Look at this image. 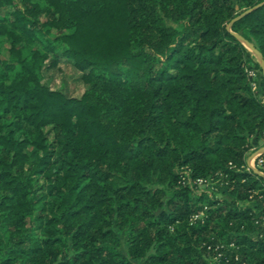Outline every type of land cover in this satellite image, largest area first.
<instances>
[{
    "label": "trees",
    "instance_id": "1",
    "mask_svg": "<svg viewBox=\"0 0 264 264\" xmlns=\"http://www.w3.org/2000/svg\"><path fill=\"white\" fill-rule=\"evenodd\" d=\"M237 35L264 60V0H0V264H264V73ZM221 177L230 198L193 183Z\"/></svg>",
    "mask_w": 264,
    "mask_h": 264
},
{
    "label": "rangeland",
    "instance_id": "2",
    "mask_svg": "<svg viewBox=\"0 0 264 264\" xmlns=\"http://www.w3.org/2000/svg\"><path fill=\"white\" fill-rule=\"evenodd\" d=\"M244 44L246 45L249 52L261 63L258 55L251 49V47L246 43ZM7 47H9V44L4 39L0 46V52L3 53L4 49H6ZM52 60L53 58L50 57L45 63L43 71L44 84L54 90L62 91L69 97L80 98L88 88V85L82 79L83 72L75 67L74 61L71 59L61 58L56 65L53 64ZM261 75L262 73L253 74V87L254 89L259 91L260 97L264 100V91L261 86ZM263 144L264 143H262V145ZM252 151L253 154L250 156L249 154L252 153ZM261 156L264 157V145L259 149H253L248 153L246 159L248 160L249 165L246 160L247 167L250 166L255 170L262 169L263 167L258 164ZM197 186L199 187L200 191L213 192L216 197L230 198L227 182H223L222 177L214 179L208 184H200ZM120 248L125 251V240Z\"/></svg>",
    "mask_w": 264,
    "mask_h": 264
},
{
    "label": "built area",
    "instance_id": "3",
    "mask_svg": "<svg viewBox=\"0 0 264 264\" xmlns=\"http://www.w3.org/2000/svg\"><path fill=\"white\" fill-rule=\"evenodd\" d=\"M255 72H250V74L253 76ZM253 84V83H252ZM259 165H261L262 167L264 166V157L261 156L260 160H259ZM247 169H253L252 167L248 166ZM183 179H186V177H183ZM214 179H211V180H208V179H205V178H197L193 181V183L195 185H200V184H208L210 181H212Z\"/></svg>",
    "mask_w": 264,
    "mask_h": 264
},
{
    "label": "water",
    "instance_id": "4",
    "mask_svg": "<svg viewBox=\"0 0 264 264\" xmlns=\"http://www.w3.org/2000/svg\"><path fill=\"white\" fill-rule=\"evenodd\" d=\"M261 4H259V5H257V6H255L254 8H256V7H258V6H260ZM253 8V9H254ZM252 9H250V10H248V11H246V12H249V11H251ZM244 43H246V44H248L250 47H251V49L258 55V57H259V59H260V61H261V64H262V67H263V73H264V60H263V57H262V54L260 53V51L253 45V44H251L250 42H248V41H246L245 39H243L242 38V36H240V35H237Z\"/></svg>",
    "mask_w": 264,
    "mask_h": 264
},
{
    "label": "crops",
    "instance_id": "5",
    "mask_svg": "<svg viewBox=\"0 0 264 264\" xmlns=\"http://www.w3.org/2000/svg\"><path fill=\"white\" fill-rule=\"evenodd\" d=\"M253 150V149H252ZM253 154V151H252V153H250L249 155L251 156ZM247 160V159H246ZM247 162H248V160H247ZM248 165H249V162H248Z\"/></svg>",
    "mask_w": 264,
    "mask_h": 264
}]
</instances>
